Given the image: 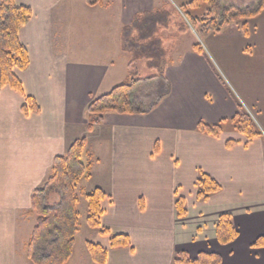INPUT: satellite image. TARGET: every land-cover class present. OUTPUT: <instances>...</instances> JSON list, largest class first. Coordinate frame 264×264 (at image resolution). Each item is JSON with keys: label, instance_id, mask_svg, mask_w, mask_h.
Instances as JSON below:
<instances>
[{"label": "crops", "instance_id": "crops-1", "mask_svg": "<svg viewBox=\"0 0 264 264\" xmlns=\"http://www.w3.org/2000/svg\"><path fill=\"white\" fill-rule=\"evenodd\" d=\"M14 1L31 12L18 30L29 63L14 70L23 93L0 85V264H33L24 252L36 223L28 214L31 192L50 175L53 158L81 137L91 175L78 184L94 182L93 189L105 191L110 200L103 202L102 226L130 241L112 248L108 236L97 229L98 235L90 233L85 243L106 247L107 264H171L178 251L190 257L213 252L220 264H264V247L252 246L264 236V5L246 20L245 31L233 22L220 33L203 35L201 53L192 44L183 53L174 49L164 70L169 92L152 109L107 112L89 131L91 99L127 75L122 27L136 13L154 10L157 0H104L103 6L84 0ZM26 97L34 99L37 112H22ZM238 104L252 115L261 136L248 140L228 124L217 137L196 129L199 121L231 119ZM228 140L236 143L227 147ZM199 171L220 185L205 201L195 198ZM175 194L186 203L181 218ZM221 214H229L238 230L225 245L216 239ZM78 233L66 264H94L85 243L75 249Z\"/></svg>", "mask_w": 264, "mask_h": 264}, {"label": "trees", "instance_id": "trees-1", "mask_svg": "<svg viewBox=\"0 0 264 264\" xmlns=\"http://www.w3.org/2000/svg\"><path fill=\"white\" fill-rule=\"evenodd\" d=\"M88 6H103L104 0H84ZM264 5V0L245 6H222L219 0H188L175 9L178 21L174 22L172 11L158 8L152 11L136 13L130 23L120 31L119 43L122 52L129 55L126 78L115 85L107 93L93 97L87 107V129L102 123L107 112L119 114L147 112L159 100L167 95L169 82L164 77L165 68L172 62V48L165 46L162 32L174 27L179 33L193 29L198 37L208 33H220L233 22H241V28L246 30V20L258 15ZM31 16L30 9L18 5L14 0H0V85H7L13 90L23 93L22 83L14 70H24L29 63L26 48L18 39V30ZM195 52H202L199 43L192 44ZM144 60L150 70L159 71V77L165 86L157 100L150 106H136L133 90L141 81L136 77V63ZM147 77L146 80H151ZM236 114L229 120L218 123L199 121L196 129L199 132L217 137L225 124L248 140L261 136L252 116L238 104ZM21 110L24 114L37 112L38 106L31 97L25 98ZM236 141H226V146L234 145ZM86 138L74 140L63 155L53 158L50 175L33 191L30 196L28 214L36 216V223L24 245L26 257L33 264H66L71 258L75 244V236L79 230L78 195L76 186L80 180L91 175V163L82 160ZM156 148V147H155ZM156 150V149H155ZM195 198L205 201L220 190L219 183L210 175L199 171L195 182ZM87 215L86 224L97 229L99 234L108 236L109 247L129 246L127 235L112 234L102 226L101 218L105 212L103 202L110 197L100 187H95L85 196ZM174 207L179 218L187 214L183 197L175 194ZM216 239L225 245L238 236V230L229 214L219 215L215 224ZM86 249L94 264H107V248L91 241L85 243ZM253 247H264V236L258 237ZM221 258L213 252H199L196 257H190L185 251L174 254L171 264H220Z\"/></svg>", "mask_w": 264, "mask_h": 264}, {"label": "rangeland", "instance_id": "rangeland-1", "mask_svg": "<svg viewBox=\"0 0 264 264\" xmlns=\"http://www.w3.org/2000/svg\"><path fill=\"white\" fill-rule=\"evenodd\" d=\"M155 2L156 3L154 4V9L165 8L170 10L173 13L174 22L178 21L175 9H177V6H180L181 3L176 0H157ZM249 2H252V0H219V3L222 6L234 4L235 6L240 7L244 3L249 4ZM162 38L165 46L172 48V50L177 49L181 53H183L185 50L190 49L191 44H193L194 42L199 43L202 47V36L198 37L195 34H191L189 30L184 33H179L173 26L162 32ZM136 65V77L140 78L141 81L135 86L133 90V95H135L136 98H140L139 105L141 108H145L147 106H150V104L154 100H157V98L160 97L162 93L161 88L165 86V83H163L164 80L159 77V71L148 69L145 65L144 60L138 61ZM154 75L156 77H154L153 79L146 80L147 77ZM92 184H94V182H89L87 184H78L76 186V193L78 195V210L80 213V229L77 235V241L75 245V249L77 251L79 249H84V243L86 240H91L92 237L90 233L98 235L97 230H92L89 226H87L85 221L87 215L85 196L93 190Z\"/></svg>", "mask_w": 264, "mask_h": 264}]
</instances>
